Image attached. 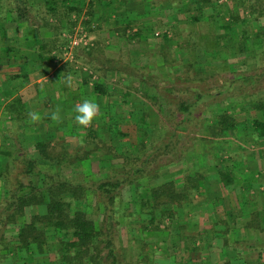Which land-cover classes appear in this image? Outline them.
Wrapping results in <instances>:
<instances>
[{
	"label": "rangeland",
	"instance_id": "rangeland-1",
	"mask_svg": "<svg viewBox=\"0 0 264 264\" xmlns=\"http://www.w3.org/2000/svg\"><path fill=\"white\" fill-rule=\"evenodd\" d=\"M189 1L191 0H71V4L80 6L82 10L79 14L72 13L70 17L63 18L68 27L60 34V41L63 43L51 49L49 55L54 57L52 61L41 62L50 65V76L47 82H50L53 88L63 90L65 96L66 94L69 96V93L77 89L76 87L83 85L82 87L86 88L88 85L86 80H92V78L94 82H101L108 91L109 83L116 90H122L129 83L125 80V72H135L139 76L148 77V80L154 75L152 84L157 86L158 93L169 96L170 103H165L163 99L153 103L149 98L132 96L134 102H138L137 107L142 106L141 109H147L148 122L155 127L148 133L146 128L138 129L134 122L138 124L142 122L140 109L133 114L127 108L114 104L111 105L117 110L114 113L108 105L101 106L102 115L94 120L89 128H80L74 120H71L70 117L73 114H68L69 121H66V124L73 129L66 128V130L69 134H73V144L70 146L55 140L45 141L44 154L47 156L43 157L38 150L37 145L40 140H37V133H34L33 140L30 137L27 139L24 136L17 137L15 128L18 123H15L13 128L10 121L25 122L28 118L19 110L17 114L12 115L11 110L15 108L16 102L9 99L0 111V173L2 174L8 167L14 169L17 161L26 154L29 159L37 158V166L40 169L43 168L42 170L53 173L62 171L69 177L71 174L85 175L88 183L92 184L105 180L110 175L118 173L120 175L123 172L122 169L126 170L123 165L125 158L127 160L130 156H134L144 160L151 149L158 148L155 154L160 152L161 155L154 161L146 163L144 170L150 173L152 172L150 170L158 168L160 177L148 180L142 175L143 178H140L137 184L149 182V184L157 185L165 181H173L177 188H182L187 183L185 179L187 174L200 170L204 175L205 194L194 191L181 207H176L179 224L184 227L182 235L170 233V230H158L154 233L150 231L148 235L141 233L139 236V231L135 227L121 224L117 230L116 243L120 247L125 264H222L226 259H231L233 262H242L244 259L256 261L259 256L262 264L264 263V157L261 151L264 141L260 142L253 137L249 125L254 117L261 114L259 109L256 112L255 105L264 104V59H260L259 55L253 57L250 41L245 45V52L235 54L232 48L233 40L237 41L238 38L232 36L228 37V41L223 40L221 43L231 53L228 62L232 65L229 70L220 72L215 77H206V81L203 82H195L193 80L195 75H191L189 71L180 69L182 71L180 73L173 71L174 76L173 74L164 75L159 72L153 73L155 71L150 69L148 63H141L140 48L143 49L144 56L157 53L158 57L163 58L165 62L168 52L173 53V44L176 42L182 44L178 52V56L182 58L187 55L185 40H190L193 47L196 45L201 35L198 30L202 31L206 28L200 25L189 26L193 16L191 11L193 14L197 13L193 6L190 11L186 10V3ZM228 2L231 4L230 0H215L216 4ZM33 10L35 11L33 8L31 13ZM37 12V15H43L40 16L41 19L33 20L39 24L48 15L46 16L42 7L41 11ZM51 20L55 19L51 18ZM255 24L264 25V18H261L258 23H253ZM6 25V29L12 33V27L14 28L15 24L7 23ZM139 26L145 31L134 39H127L126 34H133ZM124 29H126L125 34H123ZM190 29H193L194 33L190 39H187L185 35ZM46 30L45 28L42 32L45 33ZM30 32L28 26L22 27L18 32L21 35L20 39H14L13 42H24V48L35 51L37 56L36 44L45 38L49 39L53 33L44 36L38 34L39 30L36 33ZM69 32L85 34L87 44L70 45L66 37ZM156 32L159 34L157 35ZM165 32L170 40L163 38ZM25 34L29 35V39H24ZM196 51L199 52L198 49ZM128 60L131 63H128ZM112 67L116 68L118 76L107 80L108 71L113 73ZM174 70L177 71L175 68ZM197 71L193 72L197 73ZM151 73L153 75L146 76ZM96 74L104 78L96 79ZM69 75L72 77L71 87L65 83V78ZM173 77L175 80H172ZM225 81L230 86L228 92L221 87ZM37 85L45 86L43 82H38ZM137 85L138 82H132L130 86L136 94L141 93L137 91ZM193 85L200 87V90H206L209 87L212 93L217 92L218 88L215 87L219 86L223 93L217 94V100L212 97L213 101L219 102L225 99V105L231 107L229 110L235 112L236 118L244 121L249 128L245 130V127L240 125L236 137L231 133L227 137L212 136L206 129L211 119L204 120V116L207 118L211 116L207 106L212 102V98L207 96L200 103V109L196 110L198 115L194 117L192 123L176 125L182 117L179 105L182 102H191L197 96V92L190 88ZM169 87H172V90ZM101 97V102L110 103L106 94H102ZM147 99L151 100V104ZM107 117H109L108 120ZM125 118L130 121H125ZM108 124L112 125L114 131H111ZM199 127L201 129H198ZM122 131L126 132L124 136L119 133ZM90 132L92 136L89 135ZM141 141L145 142L143 149L138 144ZM167 142L168 147L165 145ZM96 145L100 146V153H110L114 158L113 162L109 159L101 161L100 155L94 153L86 158L88 161L76 169L69 164L61 169L56 162V156L74 154L82 156L87 150L92 151ZM29 151L36 156L29 155L31 154ZM111 163L113 165L109 166ZM229 171L234 179L232 184L225 185L220 173ZM17 173L18 170L14 169L11 175L15 177ZM4 185L5 176L0 175V208L5 206L2 200ZM134 186V184L123 183L121 201L125 205L130 203L131 210L140 212L138 219L145 220L148 215L141 212L139 201L134 200ZM94 201L95 197L91 194L88 206L94 205ZM131 221L138 222L134 221V218ZM259 223L261 227H258ZM7 232L8 236L13 235L11 230ZM141 237L152 238L153 241L148 246L149 251L141 249ZM180 237L183 238L182 241ZM143 256L147 259H143ZM33 259L29 264L36 262L37 258Z\"/></svg>",
	"mask_w": 264,
	"mask_h": 264
},
{
	"label": "trees",
	"instance_id": "trees-1",
	"mask_svg": "<svg viewBox=\"0 0 264 264\" xmlns=\"http://www.w3.org/2000/svg\"><path fill=\"white\" fill-rule=\"evenodd\" d=\"M230 1L231 4L229 2L216 4L215 0H191L186 3L187 11H190L192 6L197 11L194 14L191 11L193 16L189 26L200 25L206 29L198 30L201 35L194 47L190 40H185L187 55L184 58L178 56L182 44L180 42L173 44V53L168 52V58L164 62L168 70L177 67L178 73L189 71L191 75H195L193 76L195 82H203L206 81V77H215L220 72L228 71L232 65L228 62L231 53L221 43L223 40L228 41V37L232 36L238 38L237 41L233 40L232 48L235 54L245 52V45L250 41L253 57L259 55L260 59H264V25H253L254 22L258 23L261 18H264V0ZM41 7L48 17L37 24L33 20L41 19L40 16H43L37 15ZM33 8L35 11L31 13ZM81 10L80 6L71 4V0H0V25L5 30L7 23L15 24L17 34L24 26H28L32 33L39 30L38 34L44 36L52 32V37L49 39L44 37L45 39L36 44L37 58L34 63L48 62L54 59L49 55L51 49L63 43L60 41L61 31L68 29L63 18L70 17L72 13L79 14ZM51 18L55 20L52 21ZM127 25L130 24L127 23ZM45 28L47 30L43 33L42 30ZM123 32L125 34L126 29ZM193 33V29H190L185 35L186 38L190 39ZM140 34L141 30L138 28L133 34H126V37L131 40ZM163 38L170 40L166 32ZM24 39H29V35L25 34ZM195 51L196 56H194ZM194 70H198L197 73H194ZM221 87H224L223 90L227 92L230 88L227 81L223 82ZM190 88L197 92V96L193 101L182 102L179 105L182 117L176 125L192 123L194 117L198 115L196 110L200 109V103L206 96L217 100V94L223 93L219 86L215 87L218 90L214 93L209 90V87L206 90H200V87L194 85ZM92 90L101 95L108 94L107 89L99 82L93 83ZM147 96L144 95L145 98L154 102L163 99L165 103H170L169 96L165 94L156 97ZM213 98L207 106L211 116L209 118L204 116V120L211 119L206 129L212 136L227 137L231 133L236 137L240 125H243L245 130L250 126L256 140L264 141V104L255 105L256 112L259 109L261 114L254 117L251 125L248 126L244 121L236 118L235 112L230 111L231 107L225 105V99L217 102L213 101ZM148 117L146 112L141 117L142 122L147 126V133L155 129L148 122ZM108 126L111 131H114L111 124ZM119 133L124 136L126 132ZM89 135L92 136L91 132ZM138 144L142 149L145 146L144 141ZM165 145L168 147L169 143ZM37 146L41 156L46 157L44 142H39ZM100 150V146L96 145L92 151L87 150L85 155H60L55 159L61 169L68 164L73 169L79 168L93 153L99 154L101 161L114 159L110 153H100ZM155 150L158 148L151 149L144 160L134 156H130L127 160L125 158L123 165L126 170L122 169L123 172L120 175L119 173L110 175L105 180L92 184L88 183L85 175H79L83 176L80 178L78 174H71L69 177L62 171L53 173L42 170L43 168L40 169L37 166V158L29 159L26 154H23L14 167L18 170L15 177L11 175L14 170L12 167L0 173L5 176L2 199L5 206L0 208V264H29L35 257L37 259L34 264H125L122 259L123 254L116 243L117 230L121 224L135 227L139 231V236L141 233L148 235L150 231L154 233L158 230H170V233L182 235L184 227L179 224L176 207H181L194 191L205 194L204 175L200 170L188 173L185 177L187 183L182 188H177L173 181H165L157 185L149 184V182L137 184V181L143 177L148 180L160 177L158 168L150 170L152 171L150 173L144 170L146 163L154 161L161 155L160 152L155 154ZM261 152L264 157V145ZM112 165L113 163L109 166ZM220 175L225 185L232 184L234 176H231L230 171L221 172ZM123 183L135 185L134 200L139 201L141 212L147 213L148 217L145 220L138 219L140 212L131 210L130 203L126 205L122 203ZM91 194L95 197V204L88 206ZM132 218L138 222L132 223ZM258 225L261 227L260 223ZM9 230L13 232L12 236H8ZM147 238L141 237L140 245L143 251H149L148 246L153 241L152 238ZM182 239L180 237L181 241ZM259 258L256 261L244 259L242 262L226 259L222 264H259ZM143 259H147L146 256H143Z\"/></svg>",
	"mask_w": 264,
	"mask_h": 264
},
{
	"label": "crops",
	"instance_id": "crops-1",
	"mask_svg": "<svg viewBox=\"0 0 264 264\" xmlns=\"http://www.w3.org/2000/svg\"><path fill=\"white\" fill-rule=\"evenodd\" d=\"M177 14V13H176ZM171 18V17H170ZM170 18H168L170 20ZM168 20V21H169ZM145 25V24H144ZM1 28V27H0ZM140 28L141 32L145 31L143 27ZM15 27H12V33L8 31V29L5 28V30L0 29V111H2L3 106L5 102H7L9 99L15 100V108L11 110L12 115L17 114V110L20 111V113L26 114L29 111H36L38 112L42 119L39 123H30L29 120L25 122H19V121H10L11 126L13 127L15 123H18V126L15 128V131L18 136H24V138L27 139V137H30L31 140L34 139V133H37L38 138L37 140H40L39 142L43 141H57L62 142L64 144H73V134H69L67 130H71L73 128H70L69 124H66V121H69V115H71V120H74L75 113L73 111L74 106L77 103H81L84 99H91L99 104L101 107H110L111 110H113L114 113H116V109L112 108L111 105L116 104V106L121 107L123 106L124 109L127 108L129 112L135 114L136 111L147 112V109L141 107H137L138 102H134L133 97L134 96H142L148 95L149 97H156L159 95H164V93H158V88L155 84H152V79L154 78L153 73H163L164 75H172L177 69V67L171 68L172 70H168V68L165 67L163 58H159L158 54L151 53V56H147L146 54H142V48H140V58L141 63H148V66H150V69H153L155 72L151 74H146V76L153 75V78L148 77H142L137 75L135 72H125V80L128 84H126L122 90L118 89L116 90L115 87L111 86L110 83L108 85V94L107 97L109 98V104H105V102H101L100 99L101 94H98L94 91H92V86L94 82V78L92 80H86L87 84L83 82L84 85H87L86 88L84 87H76L77 89L71 93H69V96H65L63 93V90H59L58 88H53L50 82H47L49 79L50 74V65L46 63H34V60L37 58L36 52L32 51L30 49L24 48V42H13L14 39L17 38L20 39L21 35L17 34V32L14 30ZM10 30V29H9ZM158 35L159 32H156ZM23 40V39H22ZM143 40V39H141ZM134 41V40H132ZM135 52V50H134ZM85 56V55H84ZM128 63H131L128 60ZM133 65V64H132ZM166 68L162 70V68ZM113 68V67H112ZM112 72L109 73L108 71L106 75V79H114V77L118 76L116 68H113ZM178 70V69H177ZM174 71V72H173ZM192 74V73H191ZM145 75V74H144ZM174 76V74L172 75ZM47 77V79H45ZM104 76L99 74H96V79H99ZM172 79V78H171ZM172 80H175V77H173ZM97 81V80H95ZM116 81V79L114 80ZM38 82H43L45 86L40 87L41 85H37ZM99 82V81H98ZM132 82H138L137 91L141 93H134L130 86H132ZM101 83V82H99ZM59 84V83H58ZM102 84V83H101ZM131 84V85H130ZM135 84V83H134ZM103 85V84H102ZM154 85V86H153ZM45 87V88H44ZM160 88V87H159ZM172 90V87H169ZM168 93V92H167ZM86 94V96H85ZM133 96V97H132ZM147 96V97H148ZM148 103L151 104V100H148ZM145 102V104L147 103ZM154 103V101L152 100ZM51 103V105H50ZM53 103V104H52ZM59 106L61 109V118L62 122L55 123L50 119V115L52 111L55 110V108ZM145 106V105H143ZM136 109V110H135ZM142 114L140 116L142 117ZM116 117V116H114ZM15 118V117H14ZM28 118V117H27ZM107 120L109 117L106 118ZM118 119V117H117ZM129 119L125 121H128ZM75 121V120H74ZM73 121V122H74ZM100 122V120H99ZM98 122V123H99ZM137 124V128H147L146 125H144L143 122L141 124H138L136 121H134ZM97 123L98 127L100 126ZM64 127V128H63ZM14 128V127H13ZM66 128H69L66 130ZM82 128V127H80ZM23 138V139H24ZM28 145V143H26ZM25 144V145H26ZM14 145V144H13ZM30 152V151H29ZM28 152V153H29ZM27 153V154H28ZM31 153V152H30ZM31 156L35 155L33 153L29 154Z\"/></svg>",
	"mask_w": 264,
	"mask_h": 264
},
{
	"label": "clouds",
	"instance_id": "clouds-1",
	"mask_svg": "<svg viewBox=\"0 0 264 264\" xmlns=\"http://www.w3.org/2000/svg\"><path fill=\"white\" fill-rule=\"evenodd\" d=\"M47 79V77H45ZM65 83L68 87L72 86V77L69 75L65 78ZM73 111L75 113L74 120L77 125L82 128H89L92 126L93 121L102 115L98 103L91 99H84L81 103H77ZM61 109L59 106L52 111L50 119L55 123L62 122ZM27 117L30 123H39L42 119L41 115L36 111H29Z\"/></svg>",
	"mask_w": 264,
	"mask_h": 264
},
{
	"label": "built area",
	"instance_id": "built-area-1",
	"mask_svg": "<svg viewBox=\"0 0 264 264\" xmlns=\"http://www.w3.org/2000/svg\"><path fill=\"white\" fill-rule=\"evenodd\" d=\"M66 37L70 45H78L80 43L87 44V41L85 40V34L83 33L74 34L72 32H69L66 34Z\"/></svg>",
	"mask_w": 264,
	"mask_h": 264
}]
</instances>
